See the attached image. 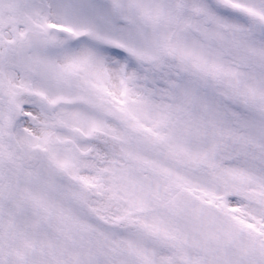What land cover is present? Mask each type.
I'll return each instance as SVG.
<instances>
[{"label":"snow or ice","instance_id":"snow-or-ice-1","mask_svg":"<svg viewBox=\"0 0 264 264\" xmlns=\"http://www.w3.org/2000/svg\"><path fill=\"white\" fill-rule=\"evenodd\" d=\"M0 264H264V0H0Z\"/></svg>","mask_w":264,"mask_h":264}]
</instances>
